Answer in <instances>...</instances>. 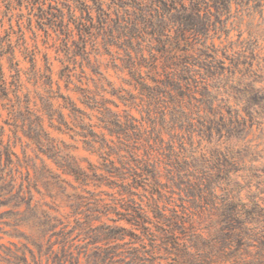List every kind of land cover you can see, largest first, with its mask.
I'll return each mask as SVG.
<instances>
[{
    "label": "trees",
    "instance_id": "16d2710c",
    "mask_svg": "<svg viewBox=\"0 0 264 264\" xmlns=\"http://www.w3.org/2000/svg\"><path fill=\"white\" fill-rule=\"evenodd\" d=\"M24 1L55 35L61 69L54 81L29 55L23 71L0 39V224L25 241L0 253L14 264H264V147L250 137L264 132V68L230 41L262 0ZM22 75L38 84L31 98ZM166 192L180 204H163Z\"/></svg>",
    "mask_w": 264,
    "mask_h": 264
},
{
    "label": "rangeland",
    "instance_id": "374dc122",
    "mask_svg": "<svg viewBox=\"0 0 264 264\" xmlns=\"http://www.w3.org/2000/svg\"><path fill=\"white\" fill-rule=\"evenodd\" d=\"M54 1L60 3L64 2L65 0H52V4H55ZM70 3V1H67V4ZM261 5V7H258L255 2H251L249 4L250 10L245 12L242 18L238 19L239 28L241 32H243L241 37L239 36L237 29L231 31L230 33V41L232 43L244 40V50L247 52L248 57L251 56L250 52L254 51L255 55H252L253 60L251 64L255 66V68H264V0H262ZM76 15H79L78 11H76ZM29 18L30 16L28 7L24 0H0V39H4V45H7L9 40L11 47H15L14 61H18L19 67L23 71H28L31 67L29 57L27 56L32 55L34 57L35 68L39 71L44 70L47 59V62L51 68L52 79L56 81L58 80V73L61 69V64L57 60L58 56L56 53L59 46L58 41H56V37L52 32H49L47 36L43 31L38 30L35 19L29 20ZM112 51L116 52L117 50L113 48ZM99 52H102L101 47H99ZM99 59L104 66L108 63L110 57L107 55H101ZM91 60H93V55L91 56ZM1 62L3 64L5 76L9 78L12 72L9 70L8 61L6 58H3ZM103 66L101 67L102 69ZM85 73H88V70H86ZM76 74H80L79 69H77ZM105 76L107 80L115 86V88H127L122 82V79L126 78L125 75L116 74L111 69H107L105 70ZM21 81L23 82L25 92H29L30 98L33 97L35 91L38 90V84H35L33 79L29 78L28 75H22ZM59 84L61 87L64 85L62 81H60ZM71 96L76 98L75 95ZM104 97L108 100L117 102V99L113 96H110L109 94H105ZM113 110L121 111L122 107H119V109L113 108ZM132 114L139 118L137 111L132 110ZM2 116L5 117V112H2ZM250 137L253 139L255 144H260L261 147H264V132L255 130L254 134ZM5 138L7 137L5 136ZM63 138L68 140L67 137ZM166 138L167 137H165V139ZM79 148L80 149L77 153L78 157L84 158L85 160H88L94 164L98 162L96 156L90 155L88 152L81 149V145H79ZM15 151L20 155L21 147L17 145L15 147ZM46 163L50 164L49 162ZM83 165L86 166V163L84 162ZM102 190L106 194L116 192V189H111L108 187H102ZM34 196L35 200H40L42 198V196L37 193H35ZM177 197L178 196L176 194L166 192L161 201L166 205L168 204L171 206H177L180 204V201L177 199ZM40 201L50 204L49 198H45L44 200ZM4 210L6 209L0 207V213ZM68 211L69 210L67 208H61L59 213L61 215H65L68 213ZM206 225L207 222L203 221L202 227ZM10 231L11 229L9 227L0 224V244L10 246L9 242H13L20 246L22 243H25V241L22 239H13L8 237L6 234H8ZM22 231H24L27 235L31 233L27 228H23ZM26 255L29 264H53L51 258L46 254ZM13 262L14 260L11 259L8 254L0 253V264H14Z\"/></svg>",
    "mask_w": 264,
    "mask_h": 264
}]
</instances>
